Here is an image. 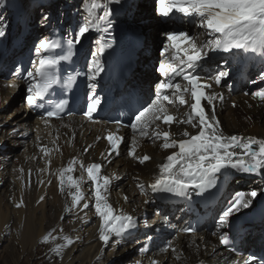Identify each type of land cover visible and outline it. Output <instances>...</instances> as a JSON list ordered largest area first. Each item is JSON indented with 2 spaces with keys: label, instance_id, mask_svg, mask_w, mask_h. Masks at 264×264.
Instances as JSON below:
<instances>
[{
  "label": "bare ground",
  "instance_id": "bare-ground-1",
  "mask_svg": "<svg viewBox=\"0 0 264 264\" xmlns=\"http://www.w3.org/2000/svg\"><path fill=\"white\" fill-rule=\"evenodd\" d=\"M61 1L63 0H57L51 5L48 4L47 8H44L50 10L49 12L48 10L46 11L48 20L45 24H51L55 17L58 16V13H54L53 7L55 8L57 2L60 3ZM97 1L101 5H108L114 8L111 35L115 36L119 43L127 44L130 41H135V33L138 30L137 25L141 26V28L143 26L146 31H149L145 47L136 52L141 53V55L135 61L132 75L135 76L136 80L145 84L146 97L150 100L153 99L154 91L152 89L155 88L153 86V83L155 85V82H153L155 73L153 71L157 67V63H155L154 67L149 63L148 65L145 63L148 59L155 62V58L158 57L156 41L160 38L158 29L161 22L157 12L155 15L152 14V8L154 7L152 6V0H121L120 4H115L113 0ZM148 3H151V8L150 11L147 10V16L151 22L147 23V20H139L138 24L135 23L139 19V15L143 13L142 7ZM10 8L18 10L20 6L12 4ZM27 9L26 18L29 19H31L33 13L36 14L38 11L35 6L31 5L27 6ZM81 14H83V8L78 17H81ZM100 14H102V8L96 12L97 16ZM24 16L25 12L20 16L22 18L21 21L27 24L28 19H25ZM57 25L60 26L61 23ZM105 26L104 23H101L100 30L97 31L100 35L98 38L100 41H104L101 36L104 33L103 28ZM152 26H154L152 30H149ZM42 28H35L32 31L35 34H40L43 31ZM187 32L190 36L198 38V42L207 41L211 38L204 29L191 30L190 28ZM164 34L165 32L161 34V39H163ZM70 35L74 36L75 33ZM48 36L49 32L42 37L48 39ZM31 37L32 35L27 36L26 40ZM153 42L156 46L152 44ZM183 47H186V45L182 44ZM176 62L173 60V63ZM18 74L23 75L24 72L22 71V74ZM0 75V108L7 104L13 107V111L8 115L0 113V142H10L14 146L24 143L28 144L27 152L29 154L27 157L25 156L26 159L20 160L18 155L17 170L15 169L18 171V175L15 177L16 174H14V187L12 190L10 189L17 202L20 199L23 200L22 204L25 208V210L23 208V212H17V216H19L24 225L21 235L18 234L20 236L18 245L22 250L26 251L28 249H26L27 246H32L31 248H33L36 245L38 262L46 263L48 256L46 248L50 238L44 241L41 236L44 235V230L46 229V227L44 228V222H49V219L54 218V228L51 230V235L55 236L56 244L60 245L62 240H65V237L73 241L67 251L61 250L62 255H64V264H73L75 260H79L80 264H103L102 261L104 259L109 260L129 248L135 249L137 255L127 264H137V262L138 264H201V262L203 264H240V261L245 256H238L220 244L219 235L228 231V226L223 228L219 226V230H216L215 225L211 223L212 218L215 217V210H219L221 200L228 198L230 188L227 187L231 180L237 179L234 186L238 183H245L243 186L247 188L246 185L253 184L251 187L257 189L258 195H261L264 193V176L240 172L241 176L230 172L222 183L219 206L214 209L210 223L196 234L185 236L183 235V230L187 225H184L192 217L186 213L187 210L181 211L177 209L174 216L170 218L165 211L158 213L152 211V197L149 185L159 175L158 166L166 161L168 155L178 150L164 149L161 146L163 139H154L153 136L157 131H169L171 134L169 140H179L186 138L183 135L185 131L195 135L198 129L187 123L174 122L169 126L157 121L156 124H159V128H156V124H152L147 129L149 133L147 137H142L138 130L134 132L133 130L125 129L119 132L123 137L122 142L115 151H109V142L105 135L116 130L115 127L109 126L105 120L91 122L89 119L75 115L65 116L61 119H47L38 116L25 105V102H22V99H18L17 102L14 97L15 93L23 92L21 89L25 88V85L20 83L19 75L9 70L0 71ZM148 82H150V88H146V83ZM212 90L221 93L224 97L223 102L215 101V107L216 118L219 119L225 135L264 138V100L260 101L245 97L244 93L234 94L232 89L223 86L212 85V89H206V91ZM185 99H190V97L188 96ZM202 103H204L207 110L208 105L206 102ZM161 104L167 108L168 113L176 115V121L187 119L189 108L186 105H180L178 101L169 104L163 100ZM209 115L211 114L209 113ZM151 117V113L146 114L144 120L150 121ZM133 141H135V155L130 154V150L133 148ZM237 151L239 152L240 149H237ZM109 152H111L110 156ZM145 154L151 159L140 163L138 157H142ZM69 161H74L72 172L67 171ZM9 162L10 159L3 160V158H0L1 177L5 176L4 172L6 170L4 168H6V163ZM40 163L41 168H38L39 166L37 167L36 164ZM93 163L101 164L100 175H107L110 178V184L107 186V190L102 192V195L113 206L116 214H121V210H123V214L133 216L135 221L130 229L112 235L108 243L99 238L103 222L102 218L95 212L94 182L87 175V167ZM61 171L65 175L63 191L60 190L58 179ZM229 171L237 170L222 171L218 176L228 174ZM69 175L76 179L79 184V190L84 195V199L81 200L79 205L73 202L72 192L77 189L68 181L67 177ZM249 175H257V177L255 180H251ZM139 185H144L143 191L140 190ZM239 187L241 188L242 186ZM191 189L189 188L187 191L191 192ZM233 189L235 190L236 187ZM251 191L253 190L251 189ZM164 194H170L173 198L176 197L174 193ZM260 199L264 201V198L260 197ZM256 201L257 197L254 199L250 209H245L240 213L244 212V214H247L254 211L257 204ZM85 203L88 204L87 208L83 207ZM18 204L20 205V201ZM59 205L62 207L61 211L59 210L57 214H54L55 216L47 215V207L56 208ZM64 214L79 215L81 218L73 226L71 232H60V217ZM3 215L4 213L0 206V234L2 233ZM251 226L254 227L249 230ZM245 228L241 247L249 249L263 235L264 223L259 226L250 224ZM85 231H87V234H85L86 238H84ZM48 233L46 235L50 236ZM135 234L140 235H137L136 239L131 240ZM147 237H151V239L149 240ZM125 239H128V241H125ZM145 243H149L148 248L144 247ZM169 245L175 248L176 251H172ZM75 249L79 251V254L73 255Z\"/></svg>",
  "mask_w": 264,
  "mask_h": 264
},
{
  "label": "snow or ice",
  "instance_id": "snow-or-ice-1",
  "mask_svg": "<svg viewBox=\"0 0 264 264\" xmlns=\"http://www.w3.org/2000/svg\"><path fill=\"white\" fill-rule=\"evenodd\" d=\"M113 2L120 4L121 0H113ZM2 3L3 0H0V4ZM101 8L102 14L97 16L96 12ZM156 12L170 22V30L164 34L167 43L162 44L159 52V55L165 59L158 62V66L155 68V71L161 74L162 79L155 84L153 93L155 98L137 111L129 126L134 132L138 130L142 137L149 135L147 129L157 121L169 126L173 122L187 123L198 131L195 135L185 131L183 135L186 138L179 140H169L171 135L169 131L154 133V139H163L161 146L164 149L178 150L173 151L166 157V161L158 166L159 175L149 185L151 191L184 195L189 188H195L203 192L206 189L215 188L219 178L218 174L231 169L264 176V138L225 135L219 119L216 118L215 107V101L223 102L224 97L214 90L206 91V89H212L213 83L221 85L224 82L226 85L232 71L230 60L220 57L225 67H217L215 74L208 76L207 79L201 77L197 72V69H202L205 64H216L217 54L231 55L233 50L256 54L261 61H264V0H157ZM113 15V7L101 5L97 0H91L84 6V14H81L80 21L74 27V37L67 41L66 55L56 59L42 55L49 49L62 47L56 41L45 39L36 45V54L40 57L39 63L37 65L33 62V69L28 70L25 76V79L28 80L26 96L28 104L36 105L37 97L41 96L46 89L51 88L53 84L59 83V80L48 79L46 69L57 65L60 60H69L73 55V47L80 45L90 31H99L101 23H104L106 26L103 31L108 34V38L104 41L97 40V46L85 56L86 99L88 101L85 115L92 118L93 113L98 111L103 103V98L95 91L98 86V78L105 71L101 57L104 56L106 50L113 49L116 43L115 37L111 35ZM185 19L204 28L206 34L212 38L198 42V38L190 36L187 31L183 30ZM47 20L48 17L45 16L41 23H45ZM5 35L6 26L0 27V38H4ZM182 44L186 47L182 48ZM169 54L172 59L167 58ZM173 60L177 62L173 63ZM22 71V68L17 69L18 73L22 74ZM38 76L44 79L43 86L39 82L33 83V81H37ZM177 77L187 82L183 88L180 83L174 82ZM257 77L258 81L264 82V70H261ZM75 82L76 77L69 76L68 84L72 85ZM252 82L257 81L253 80ZM186 94L190 99H185ZM256 94L264 99V91ZM162 100L169 104L178 101L180 105H186L189 108L187 119L176 121V118L169 114L167 108L161 104ZM202 102H206L208 105L207 110ZM67 105V100L62 101L56 110L47 111V116L49 118L60 116ZM37 106L43 107L42 104ZM149 113L152 114L151 120H144L146 114ZM156 128H159V124H156ZM105 138L110 142L113 150L117 148L118 140L122 139L114 138L111 134ZM134 145L135 141H133V148L130 150L131 155H135ZM237 149L240 151L238 152ZM110 155L111 152H109ZM138 159L140 163H144L151 158L145 154ZM73 162L69 161L68 172L73 171ZM101 169V164L93 163L87 167V175L94 182L95 212L103 222L99 238L108 243L112 235L130 229L135 221L133 216L123 214V210H121V214H116L113 206L102 195V192L106 191L110 184V178L107 175L101 176ZM58 179L60 190L63 191L65 181L63 171ZM67 179L77 189L72 192V197L73 202L79 205L84 199L83 193L79 190V184L72 175H69ZM139 187L141 191L144 190V185H139ZM245 195L244 192L236 193L234 199L221 211L218 219V225L221 228L225 226L229 228V231H225L220 236V243L231 247L232 251H235L236 239L235 235L230 234L233 226L232 221L238 213L252 207L258 193L255 190L251 191L247 194V199H245ZM19 206L18 204L17 207ZM83 207L87 208L88 204L85 203ZM184 231L195 232V228L189 226ZM48 238L49 236L46 235L43 240L47 241ZM65 239L69 245L73 243L68 237ZM147 239L150 240L151 237H147ZM59 247L57 246V249H53V251H58ZM169 248L176 251L171 245ZM244 264H264V258L251 255L244 261Z\"/></svg>",
  "mask_w": 264,
  "mask_h": 264
},
{
  "label": "rangeland",
  "instance_id": "rangeland-1",
  "mask_svg": "<svg viewBox=\"0 0 264 264\" xmlns=\"http://www.w3.org/2000/svg\"><path fill=\"white\" fill-rule=\"evenodd\" d=\"M56 1L57 0H3V3L0 4V16L2 18H5L6 15H7V12L10 9V6L12 4H16V6H18V7L21 6V8L26 10L24 18L28 19V18H26V14L28 12L27 6H29V5H31L33 7L35 6L38 11L36 12V14L33 13V15L31 16V19H29V22L31 20V22L33 23V25H34L33 29H35V28L39 29V28L43 27L42 28L43 31H41L39 36H36V37L40 38L43 34L47 33V31H48V30H46L47 27L44 26L45 23H41L42 19L46 16V13H47L46 11L48 10V9H44V8L48 4L51 5V3L56 2ZM82 2H83V0H63L60 3L57 2V5H56L55 8L53 7V10H54L55 14L58 13V14H61V15H65V13H68V16H70L71 13H72L71 10L76 11L77 13L79 12V8H80V5L82 4ZM152 6H154L152 8V14L155 15V13H156V0H152ZM81 8H82V6H81ZM81 8H80V11H81ZM150 8H151V3H148V4L144 5L142 7L143 13L141 15H139L140 17H138L139 19H137V21H135V23L140 22L139 20H144V21L147 20V21L151 22V20L147 16L148 15V11L147 10L150 11ZM49 11L50 10H48V12ZM79 21H80V18H79ZM153 27L154 26H152L149 30H152ZM35 35H37V34H35ZM146 39H148V36L145 38V41H146ZM158 39H159V41H156V39H155L156 44H157V49H158L157 56L161 58V56L159 55V51L161 49L162 44L164 43V39H161V36ZM152 44H154V42ZM156 44H154V46H156ZM149 64H151V63H149ZM153 72L155 73V70ZM22 90L25 91V88L21 89V91ZM236 94H237V92H236ZM14 97L16 98L17 102H18V99H22V102H24V96L22 95V92L15 93ZM12 111H13V107L11 105H9V104H7V105L3 106L2 108H0V113L2 115H8ZM27 151H28V144L24 143V144H21V145H18V146H16V145L14 146V144H12L10 142H6V141L5 142L4 141L0 142V158H3V160H9L10 159V162L6 163L7 164V165H5L6 168H4L6 170L4 172L5 176H3L4 179L0 175V178H1V181H0V204L1 205L0 206H1V210L4 213L3 222H2V228L3 229L1 228L2 233L0 234V236H1V241H0V264H8V263L9 264H42V263H39L38 260H37V256H36V248H37V246L36 245L33 248H31L32 246H27L26 249L27 248L28 249L26 251L22 250V248H20V246L18 245V239L20 237L19 235H21V231H22L24 225L22 224V221L20 220L19 216H17V214H18L17 212L18 211H22L23 212L25 210V208H24V205L22 204L23 203L22 199L19 200L20 201V205L21 204L22 205L19 206V208L16 207L18 205L19 201L17 202L15 200L11 190L14 187L13 181H14L15 177H17V175H18V171H16L17 170L16 169V164H17L19 158H20V160H25L26 159V157L29 154ZM18 155H19V158H18ZM36 165H37V167L39 166L38 168H41L40 167L41 163L40 164H36ZM14 174H16L15 177H14ZM12 175H13L14 178L12 177ZM12 178H13V180H12ZM257 183L260 184L259 182H257ZM240 184H241L240 186H243V184H245V183H240ZM243 188L247 189L245 187H243ZM251 189L254 190L253 188H251ZM10 192H11V194H10ZM150 200H151V198H150ZM222 203H221V206H222ZM151 205L153 206L152 202H151ZM23 208H24V210H23ZM56 208L47 207V210H46L47 215L55 216L54 214H57V212L59 210L61 211L62 207H61V205H59ZM152 211L155 212V207L154 206L152 208ZM80 219L81 218H80L79 215H74V214H64V215H62L60 217V225H61L60 226V232L61 231L71 232V229L73 228V226ZM54 222H55L54 218L53 219H49V222H44V228L46 227V229L44 230L45 231L44 235L41 236V237H44L47 234V232H49L48 234H50V236H49V238H50L49 241L50 242L48 244V247L46 248V250H47L46 252H48L47 253V255H48L47 256V262L43 263V264H55L56 262H57V264H64L63 263V256L64 255H62L63 254L62 251H67L69 249V247H70V245L68 244V241H66V239L62 240V243H60V245L56 244L55 236L51 235L52 234L51 230H52V228H54L53 227ZM85 234H87V231L84 232V238H86ZM137 235L138 234H135L131 238V240L136 239V237H138L140 234L138 236ZM125 241H128V239H125ZM56 245L60 246L59 249H58L59 251H53L54 248L57 249ZM56 252L58 254L59 253L60 254L58 255ZM77 254H79V251L77 249H75L73 255H77ZM136 255H137L136 250L133 249V248H129V249L124 250V252L120 253L119 255L110 258L109 260L104 259L102 262H103V264H127ZM73 264H80V261L79 260H75L73 262ZM96 264H99V263H96Z\"/></svg>",
  "mask_w": 264,
  "mask_h": 264
},
{
  "label": "water",
  "instance_id": "water-1",
  "mask_svg": "<svg viewBox=\"0 0 264 264\" xmlns=\"http://www.w3.org/2000/svg\"><path fill=\"white\" fill-rule=\"evenodd\" d=\"M137 29H138L137 32H139V31H144V29L141 28V27H138Z\"/></svg>",
  "mask_w": 264,
  "mask_h": 264
},
{
  "label": "trees",
  "instance_id": "trees-1",
  "mask_svg": "<svg viewBox=\"0 0 264 264\" xmlns=\"http://www.w3.org/2000/svg\"><path fill=\"white\" fill-rule=\"evenodd\" d=\"M138 24V23H137Z\"/></svg>",
  "mask_w": 264,
  "mask_h": 264
}]
</instances>
